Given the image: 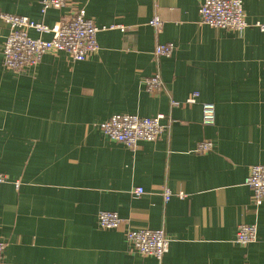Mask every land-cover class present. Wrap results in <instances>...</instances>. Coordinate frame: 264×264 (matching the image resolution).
<instances>
[{"label":"crops","instance_id":"0c3cea01","mask_svg":"<svg viewBox=\"0 0 264 264\" xmlns=\"http://www.w3.org/2000/svg\"><path fill=\"white\" fill-rule=\"evenodd\" d=\"M202 1L73 0L43 15L42 0H0V13L49 27L83 8L100 29L87 61L49 54L16 73L4 67L10 31L0 19L5 264H157L126 239L140 229L166 232L164 264H264V204L246 185L250 168L264 165V0H243V34L202 25ZM155 17L160 33L149 25ZM158 44L174 45L173 55L157 61ZM158 71L164 88L153 95L145 81ZM204 103L215 105V126L202 124ZM114 115L173 123L131 150L99 127ZM203 142L213 150L198 154ZM102 212L117 213L121 227L101 229ZM245 225L257 228L256 243H235Z\"/></svg>","mask_w":264,"mask_h":264},{"label":"built area","instance_id":"2783aa9c","mask_svg":"<svg viewBox=\"0 0 264 264\" xmlns=\"http://www.w3.org/2000/svg\"><path fill=\"white\" fill-rule=\"evenodd\" d=\"M42 14L50 10L63 11L73 6V0H42ZM202 25L214 29L226 30L243 34L249 27L244 11L243 0H203L199 9ZM0 19L9 27V35L3 48V63L7 70L24 72L36 68L46 55L65 53L74 62H85L97 53L99 44L97 35L100 29L87 16L85 9L76 8L69 19L56 23L53 27L22 16L0 13ZM149 25L160 33L164 22L155 17ZM119 27H112L115 29ZM262 31L264 27L261 26ZM107 30V29H104ZM31 31L42 35H51V39L33 38ZM175 51L172 44H158L154 55L157 61L162 57H171ZM147 91L156 95L164 88L161 73L158 71L145 81ZM198 94L192 95L186 105H194ZM172 106H180L171 102ZM172 119L165 115L151 118H142L136 115H114L108 121L99 125L103 134L111 141L136 150L141 142H155L171 130ZM216 108L214 104H202V124L207 127L215 126ZM213 150L211 142L201 143L196 152L206 154ZM5 177L0 173V188ZM246 185L253 192V203L257 206L264 204V165H254L250 168ZM144 193L142 188L134 192V197ZM171 193L167 191L165 200L169 201ZM99 226L103 230H116L121 227L122 219L117 213L102 212L99 217ZM258 230L254 226L239 227L235 243L250 245L256 243ZM127 241L134 250L145 257H153L157 264H164V257L169 252L171 240L164 230H129L125 233ZM7 244L0 241V264H5Z\"/></svg>","mask_w":264,"mask_h":264},{"label":"rangeland","instance_id":"374dc122","mask_svg":"<svg viewBox=\"0 0 264 264\" xmlns=\"http://www.w3.org/2000/svg\"><path fill=\"white\" fill-rule=\"evenodd\" d=\"M16 73H18V72H16Z\"/></svg>","mask_w":264,"mask_h":264}]
</instances>
